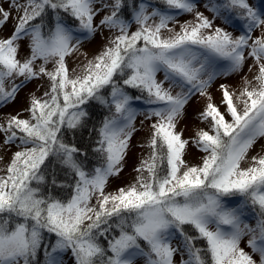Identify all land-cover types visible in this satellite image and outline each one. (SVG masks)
<instances>
[{"label": "snow or ice", "instance_id": "snow-or-ice-1", "mask_svg": "<svg viewBox=\"0 0 264 264\" xmlns=\"http://www.w3.org/2000/svg\"><path fill=\"white\" fill-rule=\"evenodd\" d=\"M34 81L0 115V264H264V0H0V109Z\"/></svg>", "mask_w": 264, "mask_h": 264}, {"label": "rangeland", "instance_id": "rangeland-1", "mask_svg": "<svg viewBox=\"0 0 264 264\" xmlns=\"http://www.w3.org/2000/svg\"><path fill=\"white\" fill-rule=\"evenodd\" d=\"M254 4H259L260 0H252ZM203 10V9H201ZM206 15L211 16V13L206 12ZM191 17L188 15H183L180 17L181 22L186 19H190ZM220 21H217V24H219ZM11 31V25L8 26V28L5 30V34H9ZM238 34V33H237ZM258 34V33H257ZM102 40L100 37H97L96 41L92 43H85L83 46L82 51H86L89 54V57H91L93 54H95L100 46H101ZM249 64L252 63L251 60L248 62ZM245 74H248V69L247 66H245L243 72L239 75H235L232 77L228 78H218L217 81L215 82V85L211 89V93L214 97V100L216 103L220 102L221 99V92L218 90V86L220 83H227L231 85L233 88H239L241 85V77ZM250 75V74H249ZM160 78H162V74H160ZM41 82L39 81H34L32 84H29L25 89L21 91L19 96L17 97V100L14 103H11L7 105L6 107L0 109V115L4 114H15L17 111H20L22 108L27 107V94L31 91H35L37 84ZM39 95V93H37ZM205 103V100L198 95L193 97L192 101L190 104L187 106L186 109V116L184 119L180 121L178 124V128L184 130V138H190L194 134V129L197 127H204L205 125L201 123L198 120L197 113L202 110L203 105ZM144 117L143 115H140L137 117L136 121V126L140 130L136 132L133 135L131 144H132V149L129 153V156L127 158L126 166L124 168V171L122 172L121 176L119 179H113L111 181L109 191L115 190L117 187L124 186L125 184L129 183L135 176V173L133 171L134 167L139 163L140 159L142 156L146 155L149 151L147 148H141L139 145L145 141V138L149 134L148 130V123H145V126L143 128L140 127V121L143 120ZM261 146H264V138H261L258 142L255 148L249 153V157L252 155H255L257 152L260 151ZM15 149H13L14 151ZM11 153L9 152L8 155L6 156V159L8 156H10ZM203 155L202 152L198 151L194 147H190L188 150V153L185 157V159L190 163V164H198L200 163V157ZM254 223V221H253Z\"/></svg>", "mask_w": 264, "mask_h": 264}]
</instances>
